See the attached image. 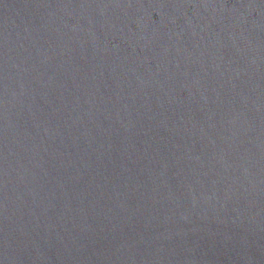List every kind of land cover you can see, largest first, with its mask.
<instances>
[{
    "label": "water",
    "instance_id": "water-1",
    "mask_svg": "<svg viewBox=\"0 0 264 264\" xmlns=\"http://www.w3.org/2000/svg\"><path fill=\"white\" fill-rule=\"evenodd\" d=\"M0 264H264V0H0Z\"/></svg>",
    "mask_w": 264,
    "mask_h": 264
}]
</instances>
